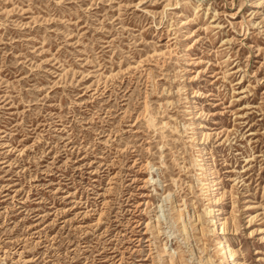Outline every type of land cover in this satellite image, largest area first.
<instances>
[{
  "label": "rangeland",
  "instance_id": "1",
  "mask_svg": "<svg viewBox=\"0 0 264 264\" xmlns=\"http://www.w3.org/2000/svg\"><path fill=\"white\" fill-rule=\"evenodd\" d=\"M0 264H264V0H0Z\"/></svg>",
  "mask_w": 264,
  "mask_h": 264
},
{
  "label": "bare ground",
  "instance_id": "2",
  "mask_svg": "<svg viewBox=\"0 0 264 264\" xmlns=\"http://www.w3.org/2000/svg\"><path fill=\"white\" fill-rule=\"evenodd\" d=\"M223 248L226 249V245H224Z\"/></svg>",
  "mask_w": 264,
  "mask_h": 264
}]
</instances>
